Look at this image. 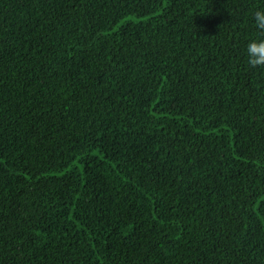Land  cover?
<instances>
[{"label": "trees", "instance_id": "obj_1", "mask_svg": "<svg viewBox=\"0 0 264 264\" xmlns=\"http://www.w3.org/2000/svg\"><path fill=\"white\" fill-rule=\"evenodd\" d=\"M264 0H0V264H264Z\"/></svg>", "mask_w": 264, "mask_h": 264}, {"label": "clouds", "instance_id": "obj_2", "mask_svg": "<svg viewBox=\"0 0 264 264\" xmlns=\"http://www.w3.org/2000/svg\"><path fill=\"white\" fill-rule=\"evenodd\" d=\"M253 20L259 33L264 34V9L253 14ZM245 55L251 68L264 69V39H253L246 46Z\"/></svg>", "mask_w": 264, "mask_h": 264}]
</instances>
